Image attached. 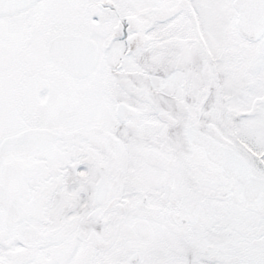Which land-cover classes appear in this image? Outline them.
<instances>
[{
  "label": "snow or ice",
  "instance_id": "6c2138e0",
  "mask_svg": "<svg viewBox=\"0 0 264 264\" xmlns=\"http://www.w3.org/2000/svg\"><path fill=\"white\" fill-rule=\"evenodd\" d=\"M0 264H264V0H0Z\"/></svg>",
  "mask_w": 264,
  "mask_h": 264
}]
</instances>
